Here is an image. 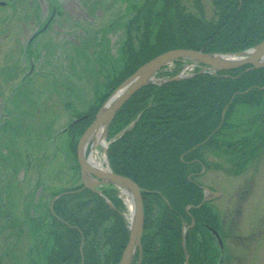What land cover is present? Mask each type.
Masks as SVG:
<instances>
[{"label":"rangeland","instance_id":"374dc122","mask_svg":"<svg viewBox=\"0 0 264 264\" xmlns=\"http://www.w3.org/2000/svg\"><path fill=\"white\" fill-rule=\"evenodd\" d=\"M198 1L204 17L213 18V0ZM143 2L0 0V264H46L48 228L37 232L33 220L45 213L52 194L81 183L64 130L101 106L117 84L128 24ZM181 2L196 12L195 0ZM140 30L132 27L131 34ZM230 122L215 143L199 149L205 170L195 178L219 194L209 207L223 256L202 230L195 255L202 257L209 245L218 251L211 264H264V97L239 104ZM91 144L86 157L97 152L105 164L102 146L95 152ZM193 263L200 264L196 256Z\"/></svg>","mask_w":264,"mask_h":264},{"label":"trees","instance_id":"16d2710c","mask_svg":"<svg viewBox=\"0 0 264 264\" xmlns=\"http://www.w3.org/2000/svg\"><path fill=\"white\" fill-rule=\"evenodd\" d=\"M195 2L196 12H191L181 0H144L128 24L124 63L110 93L141 65L169 50L232 54L264 40V0H213L210 19ZM132 27L134 32L141 28L137 37ZM245 68L150 84L133 94L112 119L107 130L109 167L139 186L143 202L140 251L132 264H184L186 254L189 264H194V256L200 264H211L217 257L219 250L211 252L209 245L201 248L202 257L195 255L199 231L211 238L205 227L217 225L195 179L205 166L199 149L233 126L230 118L239 104L254 105L264 97V67ZM99 107L78 115L86 118L70 128V136L78 138ZM76 144L77 139L68 143L74 159ZM100 190L114 209L78 185L52 194L53 199L73 191L33 220L37 232L48 228L42 246L46 264H81V243L83 264L118 263L129 236L120 214L124 206L112 186Z\"/></svg>","mask_w":264,"mask_h":264},{"label":"water","instance_id":"95a60500","mask_svg":"<svg viewBox=\"0 0 264 264\" xmlns=\"http://www.w3.org/2000/svg\"><path fill=\"white\" fill-rule=\"evenodd\" d=\"M50 21L51 18L45 23L43 28L32 37V39L37 34L44 31L47 25L50 23ZM219 56L221 55L207 54L204 53L202 50L195 51V50H186V49H175L164 52L156 56L155 58L149 60L148 62L140 66L132 75L127 77L112 92V94L106 99V101L103 103V105L95 114L93 121L84 130V132L78 139L76 146V158L80 169L83 186L91 190H94L95 192H97L95 190V187L103 183H110L116 186L125 187L128 189L134 202V206L136 210L135 219L129 227L128 242L121 254L118 264H130L136 249L140 245V239L143 232V222H144L141 190L133 180L127 177L114 174L111 171L104 172L102 170L90 166L85 160V156H84V151L87 141L89 140L93 132L101 126H104L106 133L117 111L123 106L125 102L129 100V98L133 94H135L137 91L150 84L151 77L153 76V74L164 64L175 59L189 58V59H194L195 61H198L199 63H202L204 65H207L215 69L216 71H230V70L239 69L244 66H249L248 68L245 69V71L260 69L264 67V40L254 48L250 49L249 52L245 53L244 57L241 58L238 57L236 59H221L219 58ZM120 90H122V92H120L118 96L115 98V100L108 105L112 97ZM80 120H82V118L76 120L74 123H77ZM86 175H90L98 179V182L89 185L87 180L85 179ZM204 190L207 192V194L204 196L203 201H206L211 198L209 194H211L212 192H210L208 189H204ZM62 195L64 194H60L56 198ZM51 207H52V203L50 208ZM210 231L215 237V239L218 241L220 248H222V243L219 234L213 229H210ZM80 254L82 255L81 246H80ZM81 264H83V258ZM185 264H188L187 255L185 259Z\"/></svg>","mask_w":264,"mask_h":264},{"label":"bare ground","instance_id":"6f19581e","mask_svg":"<svg viewBox=\"0 0 264 264\" xmlns=\"http://www.w3.org/2000/svg\"><path fill=\"white\" fill-rule=\"evenodd\" d=\"M219 58L221 59H225L226 57L224 56H219ZM123 90V89H122ZM122 90L118 91L113 97L112 99L109 101L108 105L111 104L115 98L118 96V94L120 92H122ZM90 141L92 142V148L95 149V152H96V146H102V148L105 147V129H104V126H101L99 127L98 129H96L93 134L91 135L90 137ZM103 160H104V157H103ZM105 161V160H104ZM87 163L94 167V168H97L99 170H102L104 172L108 171V168L105 167L103 164H102V158H99L97 156V152L93 155L91 154ZM89 180V179H88ZM90 181V180H89ZM91 182V181H90ZM118 188L120 189V192L122 193V195L124 196V202L127 206V210H128V219H129V222L130 224L134 221L135 219V213H136V210H135V206H134V202H133V199L131 197V194L129 193L128 189L125 188V187H121V186H118Z\"/></svg>","mask_w":264,"mask_h":264}]
</instances>
